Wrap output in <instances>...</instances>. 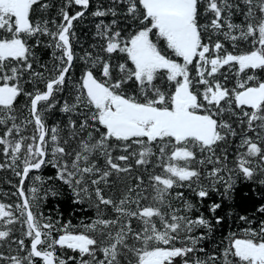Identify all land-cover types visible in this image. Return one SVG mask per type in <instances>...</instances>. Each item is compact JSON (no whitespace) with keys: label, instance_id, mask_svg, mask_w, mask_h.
I'll list each match as a JSON object with an SVG mask.
<instances>
[{"label":"snow or ice","instance_id":"snow-or-ice-1","mask_svg":"<svg viewBox=\"0 0 264 264\" xmlns=\"http://www.w3.org/2000/svg\"><path fill=\"white\" fill-rule=\"evenodd\" d=\"M241 3L246 11L230 0H110L93 11L94 17H113L110 24L96 25L106 58L92 52L79 57L85 67L75 82V101L60 108L79 118L70 116L65 132L58 124L49 128L45 117L56 109L57 93L67 87L77 59L73 22L85 15L90 0H67L59 9V23L44 19L52 7L45 0H0V170L10 169L19 178L13 195L20 198L14 206L0 203V243L18 246L15 255L0 251V264H264V220L241 235L231 233L222 252L193 258L205 252L197 245L206 237L192 233L207 229L210 235L212 225L203 213L193 218L199 209L183 192L174 197L182 209L169 199L173 189L187 187L202 202L220 183L227 197L233 174L252 180L259 170L264 177V0ZM72 5L83 10L70 15ZM234 9L245 23L231 22ZM241 42L247 45L243 51ZM42 44L53 49L57 63L52 69L39 64L34 49ZM37 64L47 76L35 70ZM232 78L235 84L228 88ZM25 84H33V90ZM21 96L25 103L17 107ZM229 137L240 139L232 167L222 147ZM117 149L122 154L116 155ZM132 158L135 166L152 165L160 172L148 174L151 196H132L144 183L137 176L139 183L117 203L100 185L107 187L114 173L129 172ZM44 166L56 170L49 179L67 185L78 203L94 195L98 218L83 225L85 231L70 232V224L57 229L33 211L39 189L26 191V182L31 178L42 184L41 176L30 173ZM259 183L264 185V178ZM101 205L115 217L100 218ZM220 208L219 203L209 205L213 214ZM258 212L264 214V205ZM215 221L220 224L222 217ZM16 224L21 238L12 239ZM57 247L79 259L62 258Z\"/></svg>","mask_w":264,"mask_h":264},{"label":"trees","instance_id":"trees-1","mask_svg":"<svg viewBox=\"0 0 264 264\" xmlns=\"http://www.w3.org/2000/svg\"><path fill=\"white\" fill-rule=\"evenodd\" d=\"M45 2L50 3L52 5L51 8L48 9L46 13L43 14L44 19L55 20L59 23L62 20V17L58 14L61 6L67 3V0H45ZM230 2L239 4L240 9L246 11V6L241 3V0H230ZM110 3V0H90V7L85 11V15L74 21L73 32L75 36L72 38L74 51L76 53L77 59L74 61V68L70 70L67 87L62 93H57V107L54 111L48 113L45 117L46 123L49 128L53 125H60L62 128H65V132L67 131L66 125L68 123L69 117L71 116L73 119H78L79 117L74 114H65L60 111V108L63 106L65 101L74 102L75 101V82L79 80L80 75L85 67L83 61L79 59V57L83 56L85 52H92L95 56L99 54L106 58V54L101 52V46L104 41L97 35L96 25L101 21H104L105 24H110L113 17L105 16V17H94L92 12L97 10L98 8L107 7ZM83 10L80 6L72 5L68 11L70 15H74L76 11ZM234 14L231 16V22L234 24H243L245 23V19L241 12H236L233 10ZM227 15V12L224 13ZM49 27L55 30V25L49 24ZM120 27H123V21H120ZM226 30V28H225ZM42 40L47 41L48 37H41ZM221 41L225 44V47L228 50H232L231 43L229 41H224L223 37H220ZM35 41H30V43H34ZM247 45L241 42L240 51H243ZM36 55L39 57V64L47 65L48 69H52L53 65L57 63V61L53 58V49L45 47L43 44L34 49ZM115 64L116 61H113ZM39 64L35 65V70L40 72H45V76L48 75L47 71L41 67ZM222 72H227V68L222 69ZM231 76L232 74L229 73ZM261 76H264V73H260ZM222 82L223 77H219ZM235 84V79L232 78L226 82V86L228 88H232ZM40 88H43V84L38 85ZM24 87L28 91L33 90V84H25ZM25 103V97L21 96L18 100V105ZM25 116L27 112L23 113ZM237 131L240 129L238 126ZM246 127V125H245ZM2 128V126H0ZM31 129H29V132ZM252 137L254 141L258 144L260 141L257 139V133L251 132L248 133ZM240 139L229 137V144L222 145V147L227 148L228 157H229V167H232V161L235 159L237 145H239ZM135 148V146H133ZM246 149H239L240 152L245 151ZM115 154H122L120 150H115ZM4 162V158L0 155V163ZM99 163L101 165L104 164L103 158H99ZM123 164L124 162H119ZM132 164V168L127 173H119L113 174L109 177V185L106 187L104 184H101L100 187L104 189V194L106 197H112L116 202H119L126 192L128 187H134L139 181L136 179L137 176H141L144 183L141 184L140 188L136 189L132 196L135 197L137 192L142 193L145 196H151L152 190L148 188V174L149 172H160L159 168H153L152 165L148 166H135V158H132L130 162ZM255 166V165H253ZM145 167H147V171H145ZM209 168L212 165H208ZM56 170L51 168L50 166H44L39 171H34L30 173V177H35L37 175L42 177L43 183L35 182L33 179H29L26 182V191L27 188L32 186H36L39 191L37 193L39 197L38 207L33 208V211L39 216L41 213L45 218V222L50 221L56 228H60L63 225L70 224L71 227L68 228L70 232H83L85 229L83 225L90 224L94 220L98 218V210L93 206V200H89L87 197H84V201L82 203L77 202V197L73 194L72 190L62 181L49 179V177H54ZM225 180L228 179L229 173H222ZM259 174V170L252 180H248L243 177V175H232L233 186L231 190L228 192L227 197H225V186L223 183L217 185L218 191L210 192L209 197L205 198L202 202L198 197H195L193 193L187 188H175L172 190V196L169 198L170 203L174 208L182 209V202L180 200L175 199L176 192H183L185 198L192 200L199 209V211L192 213L193 218L195 216L203 213L204 217L208 219L212 225V232L209 235L207 229H197L193 235L199 237L202 233L205 235V239L201 240L197 245V249L204 248L205 252H199L192 254L193 258L195 256H199L201 259L206 258L207 256L213 253L222 252L223 248L227 245V239L231 233H236L237 235L242 234V229L249 227H258L260 221L264 220V214L258 212V208L264 205V185L259 183V180L262 179ZM205 183H208L205 181ZM19 184V178L16 177L10 169L0 170V203H5L9 205H15L20 202V198L18 195H13L16 192V187L14 185ZM147 188V191H145ZM55 192V195H53ZM29 196L32 194L30 192L27 193ZM83 195V194H82ZM35 204V202H33ZM142 203H147V201H142ZM212 203L221 204V208L217 210L215 214L209 211V205ZM135 207V205H133ZM105 206H100V211L103 212V216L100 218L104 219H112L115 217V213L112 212L111 208H108L107 211L104 210ZM168 209L166 208L165 211ZM222 217V222L220 224H216L215 217ZM241 216L247 217L248 221H243L240 219ZM133 224L136 225L137 222L133 221ZM14 231L12 234V239L21 238V225L16 224L13 226ZM53 236H58L56 231L53 232ZM10 243V241H9ZM18 246L15 244L11 245V248L8 246V243H0V251L5 254H16V248ZM57 252L61 254L62 258H67L68 255L76 256L79 259L77 253H72L70 250L67 252H61L57 247ZM24 253H21L23 255ZM88 259V257H85ZM99 259H103V254H98ZM68 264H73L72 261H69ZM177 264H181L178 260Z\"/></svg>","mask_w":264,"mask_h":264}]
</instances>
